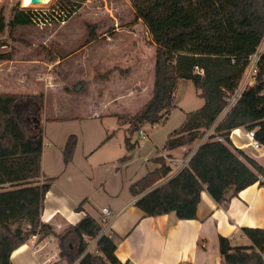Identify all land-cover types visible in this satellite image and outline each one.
Listing matches in <instances>:
<instances>
[{
  "label": "trees",
  "instance_id": "16d2710c",
  "mask_svg": "<svg viewBox=\"0 0 264 264\" xmlns=\"http://www.w3.org/2000/svg\"><path fill=\"white\" fill-rule=\"evenodd\" d=\"M43 1L47 4L49 0ZM139 1L132 0V9L134 19L143 22L155 45L154 81L150 98L139 110L128 118L117 115L119 122L131 125L126 129L125 148L130 151L137 145L131 136L143 124L167 119L175 107L174 93L180 78L192 81L204 103L185 114L181 125L167 135L163 149L188 147L212 127L225 107L227 94L237 87L248 57L259 46L264 36V0ZM34 4L22 0L23 6ZM76 6L73 0H60L44 11L14 5L7 23L0 10V32L5 26L12 30L32 21H65ZM93 35L90 29L84 45ZM10 57L0 53V60ZM258 65V83L242 92L186 167L155 186L170 170L165 159L158 158L159 168L130 185L131 195L138 197L135 206L145 216L173 212L178 219H193L203 189L226 206L229 190L236 195L255 182L262 184L264 167L233 146L229 138L231 130L243 127L254 130L255 138L264 145V67L262 61ZM42 105L41 95L0 93V264H13V251L37 234L54 236L59 257L69 263L126 264L115 255L119 237L112 231L100 235L101 225L91 215L86 213L59 233L41 220L43 200L52 180L41 171L43 130L38 126L28 129L22 118L33 121ZM75 143V135H70L63 150L65 163L71 160ZM241 231L250 246L233 247L226 237L219 236L222 264H264V229L243 227ZM96 237L99 253L85 252V238Z\"/></svg>",
  "mask_w": 264,
  "mask_h": 264
},
{
  "label": "crops",
  "instance_id": "0c3cea01",
  "mask_svg": "<svg viewBox=\"0 0 264 264\" xmlns=\"http://www.w3.org/2000/svg\"><path fill=\"white\" fill-rule=\"evenodd\" d=\"M96 44L94 39L79 50L84 52ZM77 51L69 55H75ZM137 63L135 61L132 69ZM43 65L50 66L51 63L43 62L36 54L24 59L11 56L10 59L0 60V93L43 94V105L38 110L37 118L33 121L27 117L22 119L28 129L38 126L43 130L41 171L52 180L43 200L40 217L56 233L70 224H76L86 213L98 220L101 208L107 207L108 228L119 237L115 255L121 263L222 264L219 236L226 237L233 247L250 246V240L241 229H264V177L261 178L262 184L255 182L236 195H231L232 190H229L226 206L218 204L203 189L193 219H178L173 212L145 216L135 206L138 197L131 195L130 185L159 168L158 158H178L185 151L181 147L163 149L164 144H154L145 130L146 141L127 151L124 143L127 125H120L118 121L117 115L124 112L112 106L116 101H101L99 98L97 103L93 102L97 108L93 106L91 111L82 113L78 111V106L88 102L84 101L87 95L84 92L80 95L66 92L62 88L53 90L47 84L42 86L37 81V75L41 74ZM137 79L133 77L131 84L126 87L130 92L137 89L141 93L143 87H140L141 83ZM153 81L154 75L152 87ZM99 85L103 88L105 83ZM227 114L221 112L212 127L187 149L194 152ZM246 132L243 127L235 128L230 131L229 138L233 146L264 167V145L254 148ZM70 135H75L76 143L71 160L65 163L63 150ZM122 157L126 159L121 160ZM164 178L159 179L157 184L164 183ZM79 204L81 209L77 210ZM48 237L53 244L50 250L57 256L59 250L56 240L52 235ZM31 242L32 239L13 251V264H43L46 261L45 246L40 245L33 250Z\"/></svg>",
  "mask_w": 264,
  "mask_h": 264
},
{
  "label": "rangeland",
  "instance_id": "374dc122",
  "mask_svg": "<svg viewBox=\"0 0 264 264\" xmlns=\"http://www.w3.org/2000/svg\"><path fill=\"white\" fill-rule=\"evenodd\" d=\"M49 1L47 4L42 1L32 6H23L22 0H0V10L7 23L11 18L12 6L19 5L44 11L60 0ZM73 2L77 5L76 11L63 23L32 21L28 25L17 26L12 30L5 26L0 32L2 43L0 53L5 52L18 59L36 54L43 62H50V66L43 65L41 74L37 75V81L42 86L47 84L53 90L62 88L66 92H76L79 95L84 92L87 95L84 101L89 103L79 105L78 111L82 113L91 111L96 105H93V102L97 103L99 98L101 101L112 99L116 101L112 106L124 112L121 115L128 118L139 110L151 95L155 62V45L151 41V36L143 22L134 19L132 0H73ZM90 29L94 31L92 38L97 44L89 50L80 51ZM75 51L77 54L69 55ZM135 61L138 63L132 69ZM132 70L134 72L130 78ZM133 77L139 78L137 81L141 83L140 87H143L141 93H138L137 89L130 92L126 88L133 81ZM128 80L129 83L126 84ZM104 83L105 86L102 88L99 84ZM202 104L203 99L198 95L192 81L180 78L174 93L175 107L167 119L153 126L145 123L140 129L148 132L154 144L162 146L168 133L181 125L185 114L199 109ZM119 123L127 125V129L131 126L129 123ZM131 140L140 145L146 141L140 139L139 130L132 134ZM31 239L33 250L40 245L45 246L43 248L46 261L43 264H78V260L69 263L58 257V254L53 255L50 250L53 244L51 245L48 236L42 237L37 234L28 241Z\"/></svg>",
  "mask_w": 264,
  "mask_h": 264
},
{
  "label": "built area",
  "instance_id": "2783aa9c",
  "mask_svg": "<svg viewBox=\"0 0 264 264\" xmlns=\"http://www.w3.org/2000/svg\"><path fill=\"white\" fill-rule=\"evenodd\" d=\"M264 36L257 47L256 51L248 57V63L243 70L241 78L238 82L237 87L234 91L230 92L226 96V104L222 112L228 113L238 102L239 98L241 97L242 92L249 87L255 86L258 83L257 75L259 72V62H263L264 67ZM140 139H145L146 134L142 129L139 130ZM247 137L251 141V144L254 148H259L261 145L259 144L258 140L255 138L254 130H247L246 132ZM218 140H221L220 137H217ZM181 149L185 151L182 157L173 158L167 157L165 162L170 167L168 174L163 179V182H166L168 179L175 176L181 169L187 166V162L191 155L194 153L193 150H188L187 147L182 146ZM160 184H157V186ZM108 214L109 210L107 207L101 208V216L98 219L99 224L101 225L100 235L108 233L110 230L108 228L109 221H108ZM88 242V245L85 249V252H92L98 254V250L95 248L96 242L98 237L93 239L85 238Z\"/></svg>",
  "mask_w": 264,
  "mask_h": 264
},
{
  "label": "water",
  "instance_id": "95a60500",
  "mask_svg": "<svg viewBox=\"0 0 264 264\" xmlns=\"http://www.w3.org/2000/svg\"><path fill=\"white\" fill-rule=\"evenodd\" d=\"M43 0H31L32 3H41Z\"/></svg>",
  "mask_w": 264,
  "mask_h": 264
}]
</instances>
